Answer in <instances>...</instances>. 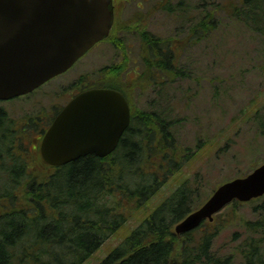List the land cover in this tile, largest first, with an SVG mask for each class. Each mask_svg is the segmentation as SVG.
<instances>
[{"label": "trees", "instance_id": "16d2710c", "mask_svg": "<svg viewBox=\"0 0 264 264\" xmlns=\"http://www.w3.org/2000/svg\"><path fill=\"white\" fill-rule=\"evenodd\" d=\"M166 1L155 4L153 12L136 11L128 24L125 21L117 27L137 32L143 67L133 84L141 85L142 90L159 86L165 78L170 82L186 79L178 67L185 49L207 40L224 20L245 19L243 23L251 34L264 36V0H220L212 7L180 0L175 10ZM184 3L179 17L186 24L180 26L186 27L182 39L178 33L163 36L145 28V15L159 9L169 14L181 12ZM109 42L118 47L122 59L104 68L103 75L108 78L94 84L117 90L128 68L127 44L115 33ZM157 113L138 112L139 129L131 127L122 146L108 159L87 155L52 167L39 156L34 161L29 155L28 163L25 155L15 153L14 135L7 131L11 124L5 123L0 111V157L7 158L4 150L10 143L13 162V168L0 170V264H83L122 228L129 211L148 208V201L158 192L160 176L167 179L180 168L182 153L169 123ZM18 158L24 159L23 165L16 162ZM30 164L39 167L35 173H27ZM260 199L234 201L222 209L229 210L226 220L221 219L220 210L212 222L203 221L192 232L176 235L174 226L192 211L191 189L184 184L149 211L139 227L101 264H264V199ZM242 205L250 206L253 219L240 213ZM230 223H237L239 230L231 239L233 249L220 257L212 245Z\"/></svg>", "mask_w": 264, "mask_h": 264}, {"label": "rangeland", "instance_id": "374dc122", "mask_svg": "<svg viewBox=\"0 0 264 264\" xmlns=\"http://www.w3.org/2000/svg\"><path fill=\"white\" fill-rule=\"evenodd\" d=\"M165 1H128L123 12H120L122 23L126 21L125 24H128L127 21L138 10L143 14L149 10L153 12L155 4ZM179 1L167 0L166 3L175 10ZM186 1L198 5L206 3V7H212L211 4L216 5L220 0ZM186 4L182 5L181 12L177 10L169 14L159 9L152 15H145V28L163 36L178 33L179 39H182L186 27L180 26L186 24L179 17ZM244 20H224L207 40L185 49L178 67L187 75L186 79L179 78L170 82L165 78L162 84L151 86L149 93L142 96L147 100L146 103L143 100L144 109L150 113L159 112L157 114L169 123L173 139L182 151L180 168L169 175L167 173V179L160 176L161 184L156 195L148 201L149 207L129 211L128 220L122 228L111 234L83 264H101L114 248L122 245L131 232L139 227L149 211L156 209L184 184L191 189L193 211L202 206L225 181L245 177L264 163V36L251 34ZM123 32L121 38L131 44L128 49L129 53L132 52L131 58L137 59L136 41L132 37L130 41L129 31ZM86 54L68 72L48 82L32 95L4 103L8 108L20 110L12 114L8 109L9 114L16 120L25 113L34 114L37 112L34 108L36 103L48 109L51 102L61 101L59 94L72 82H76L78 76L85 75L93 85L98 70L120 59H115L119 53L110 45L95 47ZM62 94L66 95L67 92ZM33 136L34 133L26 137V142L32 141ZM13 155L16 157L15 153ZM9 158L0 160L4 163L0 170L13 168L12 153ZM18 159L20 161L16 162L23 165L24 159ZM31 164L28 165L27 173L29 170L35 173L36 168H39ZM249 207L242 205L238 210L245 217L253 219ZM226 213H229L228 208L222 210L223 221L227 218ZM238 230L237 223H230L227 228L221 229L212 245L213 252L220 257L228 255L234 246L231 239Z\"/></svg>", "mask_w": 264, "mask_h": 264}, {"label": "water", "instance_id": "95a60500", "mask_svg": "<svg viewBox=\"0 0 264 264\" xmlns=\"http://www.w3.org/2000/svg\"><path fill=\"white\" fill-rule=\"evenodd\" d=\"M112 0H0V101L23 96L69 70L113 26ZM42 136L40 152L49 166L112 153L129 125L130 110L118 91L77 95ZM264 195V163L245 177L218 186L202 206L174 227L192 232L226 204Z\"/></svg>", "mask_w": 264, "mask_h": 264}, {"label": "flooded vegetation", "instance_id": "af4514ba", "mask_svg": "<svg viewBox=\"0 0 264 264\" xmlns=\"http://www.w3.org/2000/svg\"><path fill=\"white\" fill-rule=\"evenodd\" d=\"M128 1H130V0H113L112 1L113 7H114V14H113V16H114V18H113L114 19V25L113 26L114 27H113L112 34L115 33V35L117 36V39L120 41L122 39L121 35L124 33L123 30L117 28L118 25L120 23H122V21H123L121 18L122 13H120V12H123V9H125V4ZM138 12L142 13L139 10H138ZM134 14H135V12L133 13V15ZM133 15L131 17H133ZM131 17H130V19H131ZM136 35H137V32L133 30L130 33L129 39H130V41H132L131 40V37H132L133 41H136V43L139 47V43H138V39H137ZM109 38H108V40H109ZM108 40L107 39L103 40L100 43L96 44L92 48L110 45L114 50L115 49L119 50L116 45L112 44ZM126 44H127V51H128L129 46H131V44L128 42ZM138 47H137V49H138ZM129 51L127 52L128 53V60H129L127 62L128 68H127L126 72H124V74H123V78L120 82V85H118L120 89H117L115 91H119L123 95L124 99L127 102L128 109L130 110V117H129L130 123H129L128 127L123 131L121 137L119 138L116 150L122 146L121 145L122 140H124L126 133L128 132V130L131 127H132V129H133V127H135V130L139 129V127H137V123H138L137 118H139L141 116L138 114V112L141 113L142 111H145L150 115H152V113H153V112L150 113L147 110H145L144 109L145 107H143V105H142V103L144 104V102H143L144 98L142 96H145L149 93L148 91L150 90V86L148 87L147 90H145V89L142 90L141 85L139 86V85L133 84L134 80L139 78L140 71H142V67H143V64L141 63V61L139 59V52L137 51L138 52V58L134 59V58H131L132 52L129 53ZM118 53H119V56L117 55L115 57V59L117 60L118 57H120V59L118 60V61H120L122 59L121 55H120L121 53H120V51H118ZM118 61H116L115 63H112V65H116V63ZM112 65L110 64L109 66H112ZM109 66H106V67H109ZM106 67H104V68H106ZM103 70L104 69L98 70L97 74H96V81H98L99 83L102 81H105L108 78L107 75H103ZM60 75H62V74H60ZM57 77L52 78L51 80L47 81V83L54 80ZM77 78H78V80L76 82H72L68 88L63 89L62 92H67L66 95L62 94V92L59 94V96L61 97L60 98L61 101L59 103L51 102L50 108H48V109L46 108V106H42L41 103H36V106H34V108L37 110L36 113L31 114V115L25 113L18 120H16L13 116H11L9 114L8 109H10L12 111V114H13V112L20 111V110L18 108H13V109L8 108L4 103L11 102L14 99H21V98L30 96L33 93H35L36 90H40L42 87H44L47 83L36 88V90L34 92L29 93L27 95H24L22 97H16V98H13L10 100H1L0 101V111L2 113V116L5 117L4 121L8 125L12 124V127H13V130H11V128L7 129L9 134H11V132H12L14 135L15 143L13 145V150H15V153L17 155L21 154L23 156L26 154V161L27 162H29V155L34 157V161H35V159H37L36 157H38V156L40 157V160L43 161L41 159L40 149H39L41 140L43 138L42 136L48 130L52 121L59 115L58 113L60 112V110H62L68 103H70L71 99H73L77 95L81 94L82 92L87 91V90H91L93 88H101V89L110 88L108 86H101L100 84L91 85L90 80L88 78H86L85 75H83V74L81 76H78ZM146 101H145V103H146ZM4 121H2V123ZM32 133H34V136L32 137L33 138L32 141L26 142V140H28L26 138L27 134L31 135ZM23 138H24V140H23ZM4 151H6V157H8V158L11 157L12 150H11L10 143L7 144V148ZM107 157L108 156L103 157V158H100V157H97V158H99L100 160H103V159H108ZM1 159H2V156L0 157V160ZM3 166H4V163L0 161V167L3 168Z\"/></svg>", "mask_w": 264, "mask_h": 264}, {"label": "bare ground", "instance_id": "6f19581e", "mask_svg": "<svg viewBox=\"0 0 264 264\" xmlns=\"http://www.w3.org/2000/svg\"><path fill=\"white\" fill-rule=\"evenodd\" d=\"M237 201H239V200H237ZM240 202V201H239Z\"/></svg>", "mask_w": 264, "mask_h": 264}]
</instances>
